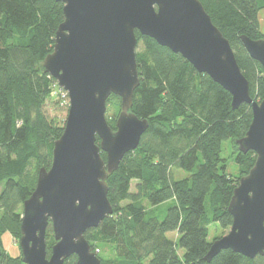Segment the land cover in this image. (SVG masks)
<instances>
[{"label": "trees", "instance_id": "16d2710c", "mask_svg": "<svg viewBox=\"0 0 264 264\" xmlns=\"http://www.w3.org/2000/svg\"><path fill=\"white\" fill-rule=\"evenodd\" d=\"M199 1L228 39L250 97L260 101L264 69L247 53L240 36L262 37L258 12L264 0ZM62 6L57 0H0V264H23L19 255L5 252L1 237L8 232L18 243L22 204L35 187L39 168L50 166L53 142L63 130L45 108L52 97L60 98V91L55 92L59 88L39 68L53 49ZM136 36L140 82L131 110L148 120V128L138 147L106 179L113 212L85 231L90 249L112 254H97L100 264H264V255L249 258L231 249L220 250L209 261L204 258L210 244L224 234L210 241V225L230 228V198L255 161L253 151L242 153L235 144L249 126L251 106L232 108L230 93L180 54L137 31ZM109 99L119 108V97ZM108 124L115 129L114 118ZM227 139L237 174L226 171L220 155ZM100 155L106 159L104 152ZM174 168L188 175L175 179ZM167 201L172 203L160 216L157 206ZM53 243L48 226V255ZM63 264H77L76 256Z\"/></svg>", "mask_w": 264, "mask_h": 264}, {"label": "water", "instance_id": "95a60500", "mask_svg": "<svg viewBox=\"0 0 264 264\" xmlns=\"http://www.w3.org/2000/svg\"><path fill=\"white\" fill-rule=\"evenodd\" d=\"M63 4L53 49L39 68L53 77L68 98L67 115L53 142L51 163L40 167L36 184L22 204L18 244L23 264H100L84 233L112 214L107 177L123 156L135 150L148 120L131 110L140 79L138 38L147 36L186 59L231 95L232 108L251 106V121L238 150L255 153L249 172L228 204V232L204 256L222 249L246 257L264 255V97L254 101L234 51L199 0H57ZM251 58L264 69V36H240ZM120 99L113 129L106 120L108 99ZM99 138V143L96 139ZM104 152V160L100 152ZM54 243L46 251V230ZM1 251V250H0Z\"/></svg>", "mask_w": 264, "mask_h": 264}, {"label": "rangeland", "instance_id": "374dc122", "mask_svg": "<svg viewBox=\"0 0 264 264\" xmlns=\"http://www.w3.org/2000/svg\"><path fill=\"white\" fill-rule=\"evenodd\" d=\"M261 32V31H260ZM261 35L264 36V31L262 29ZM138 45V44H137ZM137 50V48H136ZM56 81V80H55ZM57 84V82H56ZM58 88H60L58 86V84L56 85ZM60 90L57 89L55 92L58 93ZM59 99L58 96H54L51 98V100L49 102H47L46 105V110L48 111V113L51 116H56L57 120L59 123H62L64 125V121L67 115V108H68V99L67 97H64V95H61V92H59ZM63 94V92H62ZM62 98V99H61ZM61 99V101H60ZM58 101V104H55V101ZM120 111V101H119V108H118V104L115 100L109 99L108 103H107V109H106V120L108 122V119L110 118H114V120H116L118 114ZM232 152H233V146L231 143L230 139H227L225 141L222 142V150H221V157L224 159V163L226 165V171L230 174H237L238 169H237V165L235 164L234 158L232 157ZM188 175V173L184 170L181 169H175L173 171V176L175 179H179V178H183L186 177ZM1 188V186H0ZM131 190H134V184H132V188ZM172 203V201H167L164 202L160 205L157 206V210L158 212H160V216H162L165 213L166 208ZM21 213H22V207H21ZM229 229H221L220 227H218L215 224L210 225L209 227V236L208 239L211 241L212 238L214 236L220 235L224 232L223 235H225L228 232ZM221 235V236H223ZM167 236L171 239H175L176 238V233L175 232H168ZM220 236V237H221ZM219 238V237H218ZM1 241H2V247L4 248L5 252L10 254L11 256H20L21 258V254H20V249L17 245V241L14 239V237L12 236V234L5 232L2 237H1ZM96 255H100L103 257H108L111 256L112 254H110L109 251H107V249H96ZM179 253H181V251H179Z\"/></svg>", "mask_w": 264, "mask_h": 264}, {"label": "crops", "instance_id": "0c3cea01", "mask_svg": "<svg viewBox=\"0 0 264 264\" xmlns=\"http://www.w3.org/2000/svg\"><path fill=\"white\" fill-rule=\"evenodd\" d=\"M258 26L259 30L262 32V29L264 31V8H261L258 12Z\"/></svg>", "mask_w": 264, "mask_h": 264}, {"label": "built area", "instance_id": "2783aa9c", "mask_svg": "<svg viewBox=\"0 0 264 264\" xmlns=\"http://www.w3.org/2000/svg\"><path fill=\"white\" fill-rule=\"evenodd\" d=\"M59 89H60L61 95H64V97H67V93H66V91L63 90V89H61V88H59ZM62 92H63V94H62ZM67 99H68V98H67Z\"/></svg>", "mask_w": 264, "mask_h": 264}, {"label": "flooded vegetation", "instance_id": "af4514ba", "mask_svg": "<svg viewBox=\"0 0 264 264\" xmlns=\"http://www.w3.org/2000/svg\"><path fill=\"white\" fill-rule=\"evenodd\" d=\"M17 245H18V247H19V244L17 243ZM19 249H20V247H19ZM20 254H21V252H20ZM2 256V252L0 251V257Z\"/></svg>", "mask_w": 264, "mask_h": 264}, {"label": "bare ground", "instance_id": "6f19581e", "mask_svg": "<svg viewBox=\"0 0 264 264\" xmlns=\"http://www.w3.org/2000/svg\"><path fill=\"white\" fill-rule=\"evenodd\" d=\"M260 27V26H259Z\"/></svg>", "mask_w": 264, "mask_h": 264}]
</instances>
